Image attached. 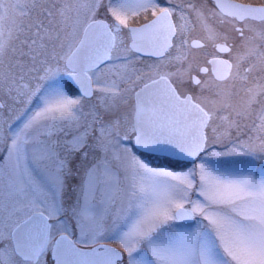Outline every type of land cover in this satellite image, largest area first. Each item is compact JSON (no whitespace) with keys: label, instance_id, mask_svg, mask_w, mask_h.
I'll return each instance as SVG.
<instances>
[{"label":"snow or ice","instance_id":"6c2138e0","mask_svg":"<svg viewBox=\"0 0 264 264\" xmlns=\"http://www.w3.org/2000/svg\"><path fill=\"white\" fill-rule=\"evenodd\" d=\"M0 264H264V0H0Z\"/></svg>","mask_w":264,"mask_h":264}]
</instances>
